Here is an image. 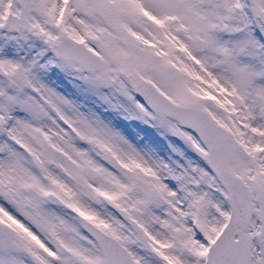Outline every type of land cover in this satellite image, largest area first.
<instances>
[{
  "label": "snow or ice",
  "instance_id": "1",
  "mask_svg": "<svg viewBox=\"0 0 264 264\" xmlns=\"http://www.w3.org/2000/svg\"><path fill=\"white\" fill-rule=\"evenodd\" d=\"M0 264H264V0H0Z\"/></svg>",
  "mask_w": 264,
  "mask_h": 264
}]
</instances>
